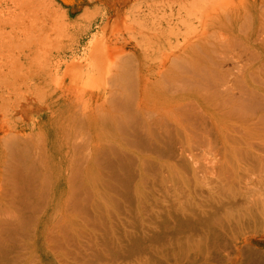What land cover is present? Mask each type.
I'll use <instances>...</instances> for the list:
<instances>
[{"label": "rangeland", "instance_id": "374dc122", "mask_svg": "<svg viewBox=\"0 0 264 264\" xmlns=\"http://www.w3.org/2000/svg\"><path fill=\"white\" fill-rule=\"evenodd\" d=\"M16 1L0 0V16L6 19L4 22L5 19L0 18L1 21L3 20L0 22V35L5 37L0 38V42L3 40L0 44V60L5 56L0 65V81L2 82V84L0 83V97H2L0 98L2 106H0V112L3 111L0 113V116L2 115L0 122H3L0 123V137L3 140H0V182L3 181L2 184L0 183V216L3 217H0V221L6 215L4 221L19 224V228L23 227L24 233L30 231L29 236L32 233V240L28 239L29 236L26 237L27 239L24 237L22 243V237H19V234L18 238L17 234L15 237H11L14 235H8V233L7 237L10 241L7 245L10 244V246L3 248L0 246V264H43V261L49 264H225V253L229 247L224 243L227 241L230 243L227 233L230 228L237 229L239 226H241V230H246L244 233L248 232L247 234L259 238L261 243L257 242L255 246L264 249V0H254L255 20L247 8L248 4H251V0H209L210 2L203 0L205 4L202 3V0H194L195 3L193 0V2L190 0H165L164 4L160 2L159 6L154 7L147 6L144 0H122L123 4H121V0V2L119 0H48V2L53 1V4L42 0L47 3L44 2L47 10L43 3L39 4L42 6L37 5L42 2L41 0L39 2L27 0L24 2L25 4H22L23 0L21 3ZM10 2H14L17 8ZM118 2H120L118 4L120 8L117 5ZM223 2L227 5H224ZM32 3L43 8L42 11L51 9L50 13L46 11L44 13L37 11V13L35 9L39 10V8L34 9L35 6ZM114 3L115 6L117 5L116 8ZM18 4L22 5L21 8ZM26 4L28 10L31 8V10H35H33L34 12L29 11L30 17L28 14L26 15L28 12ZM5 5L15 8V12L17 10L18 12L15 14L10 7L9 11ZM47 5H51L52 8L56 6L54 8L56 10L51 13L53 9ZM6 8L8 13H6ZM125 8L129 11H125ZM57 9L63 11L59 12ZM71 9L73 10L72 14L69 13ZM221 9L225 12L222 13ZM238 9H240L241 15L237 25L235 22L237 29L232 31L231 27L215 24L219 17ZM210 10L211 13L208 14ZM9 12H14L13 16L15 14L14 17L19 19L14 18L15 20L12 19L11 23L8 17H11L12 14ZM31 12L37 13L36 17H34L35 15L31 17ZM23 13L30 19L32 18V21L24 17ZM102 13L107 16L104 15V17ZM170 13H173L171 17ZM53 14L59 16L57 20L62 23L57 22L60 24L59 26L55 25L56 22L53 23L57 27H54L53 24H51L53 27L50 26L52 20L57 21L56 17L53 18ZM21 15L24 18L22 20L20 19ZM187 15L188 17H186ZM202 15L203 18H201ZM116 16L122 17L123 20L119 17L117 19ZM24 20L26 23L27 21L32 23H27V25H31L28 26L27 31L31 33L33 30L34 37L27 33L30 38L32 37L31 39L24 37L27 34L23 33L24 36L21 34L22 30L27 32L24 29L27 27ZM183 21H186L184 24L186 30H188L187 25L189 24L191 33L186 32L185 26L182 24ZM22 23L26 27L23 28ZM39 23L45 26L41 27ZM66 23L68 24L66 25ZM174 23L177 25L175 26ZM1 24H5V27ZM172 24L174 27H171ZM141 25H143L142 28ZM66 26H68L67 29ZM159 27H161V33L157 35L158 31L156 33L153 31L158 30ZM143 28L146 29L142 31ZM39 29L42 31L40 32ZM5 30H7L6 32L10 30V33H6ZM66 30L68 31L65 32ZM63 32L65 33L62 34ZM54 34L57 36H53ZM143 34L146 36L144 37ZM153 34L157 36L156 39ZM177 34L178 38H176ZM7 35L9 37L13 35V37L9 39L6 37ZM42 35L52 39L44 41ZM15 37L20 39L24 37L26 40L22 42ZM166 37H169L170 44H174L173 46L177 48L170 44L167 45L169 41L165 40ZM3 38H7L8 42L5 41L6 46L2 47ZM189 38L190 41L193 39L189 42L190 44H188ZM78 39L79 41H77ZM161 39L165 42L161 43ZM10 40L14 42L12 43ZM92 40L95 43L98 41V45ZM181 40L184 41L183 44L186 43V46L179 44V42L182 43ZM8 43L13 44L10 45L13 48H6ZM159 43L163 44L159 46L161 49L158 47ZM35 44H38V48ZM55 44L62 46L58 47ZM94 46L98 49H93ZM88 48L93 52H90ZM3 51L4 54L6 53L5 55ZM14 51L17 55L19 54L18 57L14 56ZM99 56L100 60H98ZM15 57L21 61L20 65H23V68L22 66L19 68V62ZM89 59H92L93 62ZM11 60L14 62L11 63L12 66L9 64ZM83 63L85 64L83 65ZM141 63L142 65H140ZM97 64H100L98 65L99 69H97ZM8 65L11 66L10 69ZM8 70H11L10 73ZM70 72H72L71 75H69ZM58 77L59 79H57ZM67 79L71 80L67 81ZM58 80L60 81L57 82ZM141 92H145L146 102L138 111L135 101L139 100L140 95L144 96ZM156 96L161 100L159 107L163 105L165 108L162 107V110L166 109V112L164 110L161 114L164 115L161 119L165 128L160 127L164 128L163 135L162 130L161 134L155 130L156 128L160 130V128L156 127L153 122L156 117L160 116V113L158 114L153 107L152 100ZM170 97H176L177 101L169 104L167 98ZM21 99L26 100L24 102ZM167 106L172 110H167ZM43 108L46 111L42 110ZM5 110L6 113H4ZM90 110L92 111L90 112ZM169 110L170 114L174 113L172 114L175 116L174 119L170 114H167ZM163 113L167 114L166 117ZM176 120L179 126H177ZM143 122L149 125L146 128L147 131L145 126L142 127ZM8 126L11 129L9 133H13L11 135L8 134ZM171 127L172 129H170ZM88 128L90 129L88 130ZM148 131L150 132L148 133ZM156 132L158 133L156 134ZM14 134L15 136H13ZM158 135H161L160 137L163 139ZM155 136L162 141L160 143L158 140L160 148H157L159 146L155 145L152 140L155 139ZM8 140L11 142L7 143ZM14 140L15 142H13ZM18 145L20 148L17 149ZM26 146L28 148H25ZM16 149L17 151H15ZM12 152L16 158L18 156L22 159L19 158L24 166L23 168L19 166L21 169H25V165H28L32 174L41 175L40 179H42L38 180L35 188L30 189L31 192H37L42 198V194H46V191L47 194L49 193L48 196L45 195V198L48 197L47 199H41L42 202L39 196L41 202L38 201L40 203H35L36 206L33 205L37 213H32V215L34 214L33 217L35 216L37 220L40 217V210L46 211V230L42 234L40 242L34 240L33 231L37 223L35 218L32 220L31 217L32 221H27L25 225L24 221L21 222L22 224L17 222V220L19 221L17 216L21 209V203L16 204V200L13 199V191H10L12 189L10 187H13V183L10 182L12 174L7 171V166L4 167L8 165L7 159H10ZM104 153H108L107 156ZM40 154L44 158L40 157ZM99 154L103 156L100 157ZM113 155L115 157L112 158ZM94 156H96L95 159ZM97 156L99 160H96ZM142 157L145 158L144 162L140 161L143 159ZM15 163L18 161L16 160ZM30 166L37 169L34 171V168L32 169ZM89 175L90 177H88ZM29 177L31 178V176ZM47 183L50 189L45 190L46 185L49 188ZM59 191L62 195L61 202L57 205L58 200L54 194L56 192L58 194ZM65 199L66 201L69 199L68 202L65 201L66 204L64 203ZM41 203L43 205H40ZM67 203H70L68 205L70 208L65 206ZM16 205H19V208ZM13 208H16L17 211ZM12 215L16 216L17 220ZM22 219L21 216L20 220L22 221ZM31 224L35 225L32 227ZM29 226L30 228H28ZM221 226L227 230H220L223 229ZM23 229H21L22 232ZM25 230L27 231L25 232ZM213 232H216L215 236ZM48 234L50 237L47 236ZM199 234L209 235L207 241L202 239L203 244H206L209 250L208 254L212 255L208 256V259L204 256V248L201 252L193 247L185 248V243L190 244L191 241L198 240ZM4 235L6 236L4 233L2 237L6 238ZM33 247L38 250L35 251ZM242 258V261L245 262L246 258Z\"/></svg>", "mask_w": 264, "mask_h": 264}, {"label": "bare ground", "instance_id": "6f19581e", "mask_svg": "<svg viewBox=\"0 0 264 264\" xmlns=\"http://www.w3.org/2000/svg\"><path fill=\"white\" fill-rule=\"evenodd\" d=\"M2 1H4V0H2ZM5 1H6V0H5ZM8 1H12V0H8ZM17 1H19V2H17ZM17 1H16L17 3H21L22 0H17ZM26 1H27V0H23L22 4H25L24 2H26ZM37 1L39 2L40 0H37ZM41 1H42V0H41ZM119 1H120V0H119ZM121 1H122V0H121ZM121 1H120V2H121ZM123 1H124V0H123ZM123 1H122L121 4L124 3ZM133 1H134V0H133ZM163 1H165V0H144V3H145L147 6H153V7H154V6H159V3H160V2H161L162 4H164ZM170 1H171V0H170ZM174 1H175V0H174ZM190 1H192V0H190ZM193 1H194V0H193ZM193 1H192V2H193ZM202 1H203V0H202ZM204 1H205V0H204ZM204 1L202 2L203 4H205ZM208 1H209V0H208ZM224 1H227V0H224ZM252 1H253V2H252ZM32 2H33V1H32ZM44 2H45V1L39 2V3H37V5H39L40 3H43V4H44ZM49 2H51V1H49ZM49 2H48V0H47V3H49ZM116 2H117V1H116ZM120 2H118L117 5L120 4ZM126 2H127V1H126ZM126 2H125V3H126ZM209 2H210V1H209ZM209 2H208V3H209ZM211 2H212V1H211ZM214 2H215V1H214ZM214 2H213V3H214ZM217 2H218V1H217ZM228 2H229V1H228ZM3 3H4V2H3ZM5 3H7V2H5ZM17 3H16V5H17ZM45 3H46V2H45ZM47 3H46V4H47ZM51 3L53 4L54 2L52 1ZM106 3H107V2H106ZM112 3H113V1H112ZM131 3H132V2H131ZM165 3H166V2H165ZM172 3H173V2H172ZM194 3H195V1H194ZM198 3H199V2H198ZM206 3H207V2H206ZM208 3H207V4H208ZM213 3H212V4H213ZM223 3H224V2H223ZM226 3H227V2H226ZM233 3H234V1H233ZM237 3H238V2H237ZM10 4H13V5H14L15 3H14V2H13V3L10 2ZM27 4H28V2H27ZM27 4H26V8H27ZM32 4H33V6H35V5H34L35 3H32ZM58 4H59V3H58ZM110 4H111V3H110ZM200 4H201V1H200ZM200 4H199V5H200ZM209 4L211 5V3H209ZM218 4H219V3H218ZM218 4H217V5H218ZM220 4H221V2H220ZM238 4H239V3H238ZM3 5H4V4H3ZM18 5H20L19 7L21 8L22 5H21V4H18ZM30 5H31V2H30ZM37 5L34 7V9H35V8H39V10L35 9L36 12H37V11H41L42 13H44V11L47 10L45 4H44V6H45V9H46V10H44V11H42L43 8L39 7V6H42V4L39 5L38 7H37ZM106 5H107V4H106ZM117 5H116V6H117ZM139 5H140V4H139ZM221 5H222V4H221ZM224 5H227V4L224 3ZM232 5H234V4H232ZM1 6H2V4H1ZM5 6H6L8 9H9V7H10V9H12L14 12H15V10H16L15 8H17V7H15V5H14V7H15L14 9H15V10H14L13 8H11V6H7V5H5ZM5 6H4V7H5ZM33 6H31V7H33ZM44 6H43V7H44ZM47 6H48V5H47ZM49 6L51 7V5H49ZM49 6H48V7H49ZM108 6H109V5H108ZM116 6H115V3H114V7H115V8H116ZM128 6H129V5H128ZM164 6H165V5H164ZM178 6H179V5H178ZM196 6H198V5H196ZM211 6H213V5H211ZM4 7H3V8H4ZM28 7H29V6H28ZM50 7H49V8H50ZM53 7H54V6H53ZM55 7H56V6H55ZM55 7H54V8H55ZM99 7H100V6H99ZM118 7L120 8L119 5H118ZM170 7H171V6H170ZM199 7H200V6H199ZM203 7H204V6H203ZM216 7H217V6H216ZM216 7H215V8H216ZM223 7H225V6H223ZM7 8H6V13H8V12H7ZM20 8H19V9H20ZM49 8H48V9H49ZM51 8H52V7H51ZM54 8H52L53 10H52L51 13H53V11L56 10V9H54ZM57 8H60V7H57ZM83 8H84V7H83ZM111 8H112V7H111ZM150 8H151V7H150ZM156 8H157V7H156ZM219 8H220V7H219ZM247 8H249L250 14H251L253 20H255V19H254V18H255V17H254V12H255V1H254V0H251V4L249 3L248 6H247ZM10 9H9V11H10ZM29 9H30V7H29ZM31 9H32V8H31ZM31 9H30V10H31ZM34 9H33V10H34ZM94 9H95V8H94ZM117 9H118V8H117ZM122 9H123V8H122ZM125 9H126V8H125ZM164 9H165V8H164ZM198 9H199V8H198ZM205 9H206V8H205ZM213 9H214V7H213ZM216 9H217V8H216ZM222 9H223V8H222ZM222 9H221V12L224 13L225 10L222 11ZM224 9H225V8H224ZM1 10H2V9H1ZM21 10H22V12H23V8H22ZM26 10L28 11V12L26 13V15H27V14L29 13L30 10H28V8H27ZM33 10H31V11L34 12L35 10H34V11H33ZM50 10H51V9H50ZM50 10H49V11H50ZM57 10H59V9H57ZM60 10H62V9H60ZM60 10H59V12H60ZM98 10H99V8H98ZM104 10H105V8H104ZM110 10H111V9H110ZM120 10H121V9H120ZM127 10H128V9H126L125 11H127ZM134 10H135V9H133V11H134ZM141 10H142V9H141ZM144 10H145V9H144ZM149 10H150V9H149ZM155 10H156V9H155ZM157 10H159V9H157ZM188 10H189V9H188ZM194 10H195V9H194ZM200 10H201V9H200ZM211 10H212V9H211ZM211 10H210V12H209L208 14L211 13ZM214 10H215V9H214ZM19 11H20V10H19ZM49 11H46V12H49ZM62 11H63V10H62ZM121 11H122V10H121ZM123 11H124V9H123ZM128 11H129V10H128ZM139 11H140V10H139ZM150 11H152V10H150ZM171 11H172V10H171ZM171 11H170V12H171ZM198 11H199V10H198ZM202 11H203V10H202ZM206 11H207V10H206ZM206 11H205V12H206ZM216 11H218V10H216ZM14 12H13V13H14ZM17 12H18V10H17ZM17 12H15V14H16ZM32 12H31V15H32L31 17H33L35 14L37 15V13H38V12H37V13H32ZM46 12H45V13H46ZM55 12H56V11H55ZM112 12H113V9H112ZM134 12H135V11H134ZM134 12H133V13H134ZM144 12H145V11H144ZM158 12H159V11H158ZM9 13L12 14L11 17H10V16L8 17V18H10L11 23H12V19L15 20L14 18H16V17H14V16H16V15L14 14V16H13V13H11V12H9ZM19 13H20V12H19ZM19 13H18V15H19ZM42 13H41V14H42ZM49 13H50V12H49ZM69 13L72 14V13H73V10L71 9V10L69 11ZM84 13H85V12H84ZM114 13H115V11H114ZM142 13H143V12H142ZM145 13H146V12H145ZM156 13H157V11H156ZM222 13H221V14H222ZM3 14H4V16H5V11L3 12ZM10 14H8V15H10ZM23 14H24V13H23ZM54 14H55V13H54ZM54 14H53V18L56 17V20H57V19L59 18V16H56V15L54 16ZM61 14H62V13H61ZM102 14H103V16L106 15V14H104V13H102ZM102 14H101V15H102ZM116 14H118V13L116 12ZM135 14H136V13H135ZM172 14H173V13H170V17L172 16ZM179 14H180V13H179ZM179 14H178V17H179ZM194 14H195V13H194ZM215 14H216V13H215ZM0 15H1V14H0ZM26 15L24 14V17H26V18L29 20V19H30V18H29V17H30V14H28L29 17L26 16ZM36 15H35L34 17H36ZM44 15H46V14H44ZM44 15H43V17L46 18V16H44ZM50 15H51V14H50ZM50 15H49V16H50ZM121 15H122V14H121ZM150 15H152V14H150ZM161 15H162V17H164L163 14H161ZM240 15H241V11H240V9H238L237 11L235 10V12L233 11V12H231V13L228 14V15H224V16H221V17H219L218 19H216V21H215L216 23H215V24H220V25L223 24V25L226 26V27H231L230 30L233 31L234 29H237V28L235 27V22H236V25H237V23H238L237 21H238ZM6 16H7V14H6ZM63 16H64V15H63ZM65 16H67V15H65ZM81 16H82V15H81ZM83 16H84V14H83ZM106 16H107V15H106ZM124 16H125V15H124ZM165 16H166V15H165ZM209 16H211V15H209ZM19 17H20V16H19ZM37 17H38V16H37ZM50 17H51V16H50ZM50 17H49V18H50ZM60 17H61V16H60ZM104 17H105V16H104ZM116 17H117V19H118V17H119V19H122V17L120 18V16H116ZM143 17H144V16H143ZM155 17H156V16H155ZM186 17H188V15H187ZM0 18H1V16H0ZM22 18H23V17H22V15H21V18H20V19L22 20ZM45 18H44V19H45ZM89 18H90V17H89ZM107 18H108V17H107ZM136 18H137V17H136ZM160 18H161V17H160ZM160 18H159V19H160ZM182 18H183V17H182ZM182 18H181V19H182ZM201 18H203V15L201 16ZM1 19H5V18H3V16H2ZM16 19H19V18H16ZM23 19H24V18H23ZM27 19H26V20H27ZM31 19H32V18H31ZM31 19H30V20H31ZM40 19H41V17H40ZM60 19H61V18H60ZM85 19H86V18H85ZM115 19H116V18H115ZM138 19H139V18H138ZM142 19H143V18H142ZM155 19H156V18H155ZM155 19H153V20H155ZM157 19H158V18H157ZM204 19H205V18H204ZM206 19H208V18H206ZM10 20H7V21H10ZM35 20H36V19H35ZM50 20H52V19L50 18ZM62 20H63V19H62ZM75 20H76V19H75ZM111 20H112V19H111ZM122 20H123V19H122ZM164 20H165V18H164ZM188 20H189V19H188ZM197 20H198V19H197ZM24 21H25V20H24ZM31 21H32V20H31ZM31 21H29V22L27 21V23H31ZM60 21H61V20H60ZM77 21H78V20H77ZM103 21H105V20H103ZM172 21H173V20H172ZM175 21H176V20H175ZM175 21H174V22H175ZM178 21H179V20H178ZM180 21H181V20H180ZM186 21H187V20H186ZM186 21H185V22L183 21L184 23H182V22H181V23L184 25V24H186ZM199 21H201V20H199ZM202 21H203V20H202ZM0 22H3V20H2V21L0 20ZM4 22H6V19H5ZM13 22H14V21H13ZM18 22H19V21H18ZM18 22H16V23H18ZM36 22H37V21H36ZM36 22H34V23H36ZM42 22H44V21H42ZM42 22H41V23H42ZM55 22H56V23H55ZM57 22L60 23L58 20H57V21H53V20H52V23L50 22V26H52L51 24H53V23H55V25L58 24ZM72 22H73V21H72ZM74 22H75V21H74ZM74 22H73V23H74ZM141 22H142V21H141ZM149 22H150V21H149ZM159 22H160V21H159ZM165 22H166V21H165ZM168 22L170 23V21H168ZM14 23H15V22H14ZM14 23H13V24H14ZM20 23H21V21H20ZM20 23H18V24H20ZM25 23H26V21H25ZM27 23H26V25H27ZM41 23H39V24H40L39 26H41V27L45 26V25L42 26ZM79 23H80V22H79ZM142 23H143V22H142ZM161 23H162V22H161ZM175 23H176V22H175ZM175 23H174V24H175ZM179 23H180V22H179ZM190 23H191V22H190ZM204 23H205V21H204ZM204 23H202V24H204ZM240 23H242V22H240ZM251 23H252V22H251ZM13 24H11V25H13ZM22 24H23V23H22ZM31 24H32V23H31ZM37 24H38V23H37ZM43 24H44V23H43ZM45 24H46V23H45ZM60 24H62V23H60ZM60 24H58V26H59ZM67 24H68V23H66V25H67ZM87 24H88V23H87ZM125 24H126V23H125ZM139 24H141V23H139ZM151 24H152V23H151ZM151 24H150V25H151ZM202 24H201V25H202ZM228 24H229V25H228ZM1 25H2V24H1ZM6 25H8V24H6ZM15 25H16V24H15ZM33 25L35 26V24H33ZM48 25H49V24H48ZM70 25H72V24H70ZM103 25H104V24H103ZM144 25H145V23H144ZM159 25H161V24H159ZM167 25H168V24H167ZM172 25H173V24H172ZM176 25H177V24H175V26H176ZM241 25L243 26V24H241ZM2 26L5 27V24L2 25ZM9 26H10V25H9ZM16 26H17V25H16ZM20 26H22V25H20ZM28 26H31V25L29 24V25H27V27H26V26L23 24L22 27H23V28L26 27V28H24V29H26V31H27V30L29 29ZM50 26H49V27H50ZM53 26H54V24H53ZM53 26H52V27H53ZM62 26H63V25H62ZM84 26H85V25H84ZM101 26H102V25H101ZM107 26H108V25H107ZM125 26H126V25H125ZM142 26H143V25H141L140 27L142 28ZM153 26H154V25H153ZM184 26H185V25H184ZM187 26H188V28H187L188 30H186V26H185L184 28H185L186 32H187V31L190 32V30H189V24H188ZM194 26H195V25H194ZM250 26H251V25H250ZM250 26H249V27H250ZM4 27H2V29H4ZM10 27H11V26H10ZM14 27H15V26H14ZM14 27H13V28H14ZM35 27H37V26H35ZM35 27H34V28H35ZM49 27H48V29H49ZM54 27H57V26H54ZM103 27H104V26H103ZM123 27H124V26H123ZM171 27H174V25L171 26ZM200 27H201V26H200ZM245 27H246V26H245ZM249 27H248V28H249ZM0 28H1V27H0ZM23 28H22V29H23ZM31 28H32V27H31ZM44 28H45V27H44ZM65 28L67 29L68 26H66ZM77 28H78V27H77ZM83 28H84V27H83ZM106 28H107V27H106ZM147 28H148V27H147ZM149 28H150V27H149ZM160 28H161V27H159L158 30L153 31V32L156 33V32L158 31L157 35H160V33H161ZM167 28H168V27H167ZM184 28H183V29H184ZM217 28H219L218 25H217ZM8 29H10V28H8ZM16 29H17V28H16ZM16 29H15V31H16ZM22 29H21V30H22ZM60 29H61V28H60ZM60 29H59V31H60ZM138 29H139V28H138ZM138 29H137V31H138ZM144 29H146V28H143L142 31H143ZM171 29L174 30L173 28H171ZM179 29H180V28H179ZM198 29H199V28H198ZM10 30H12V29H10ZM10 30H9V31H10ZM49 30H51V29H49ZM53 30H54V28H53ZM56 30H57V29H56ZM104 30H105V29H104ZM127 30H128V29H127ZM140 30H141V29H140ZM165 30H166V29H165ZM165 30H163V31H165ZM177 30H178V29H177ZM193 30H194V29H193ZM3 31H4V30H3ZM6 31H7V30H5V32H6ZM9 31L6 32V33L9 34V33H10ZM19 31H20V30H19ZM32 31H33V30H31V33H30V31H27V32L25 33V30H24V31L22 30V33H21V31H20L19 33H21L23 36H24V34H27V33H30V34L32 35ZM39 31H40V29H39ZM41 31H42V30H41ZM41 31H40V32H41ZM43 31H44V30H43ZM51 31H52V30H51ZM63 31H64V30H63ZM67 31H68V30H66L65 32H67ZM96 31H97V30H96ZM102 31H103V30H102ZM124 31H125V30H124ZM147 31H148V30H147ZM151 31H152V30H151ZM151 31H150V32H151ZM168 31H169V30H168ZM194 31H195V30H194ZM203 31H204V30H203ZM203 31H202V34L205 32V31H204V32H203ZM220 31H221V30H220ZM13 32H14V30H13ZM34 32H35V31H34ZM46 32H47V31H46ZM48 32H49V31H48ZM55 32H56V31H55ZM61 32H62V29H61ZM65 32H63L62 34H64ZM176 32L178 33V31H176ZM186 32H185V33H186ZM191 32H192V31H191ZM191 32H190V33H191ZM195 32H196V31H195ZM200 32H201V31H200ZM200 32H199V34H200ZM1 33H2V31H1ZM3 33H4V32H3ZM15 33H17V32H15ZM15 33H14V34H15ZM23 33H24V34H23ZM37 33H38V32H37ZM37 33H36V34H37ZM93 33H94V32H93ZM143 33H144V32H143ZM146 33H148V32H146ZM181 33H182V31H181ZM221 33H222V32H221ZM4 34H5V33H4ZM12 34H13V33H12ZM33 34H34V33H33ZM41 34H42V33H41ZM41 34H40V35H41ZM46 34H47V33H46ZM56 34H61V33H56ZM56 34H54L53 36H57ZM151 34H152V32H151ZM171 34H172V33H171ZM182 34H183V33H182ZM188 34H189V33H188ZM188 34H187V36H188ZM193 34H194V33H193ZM211 34H212V33H211ZM5 35H6V34H5ZM17 35H18V34H17ZM17 35H16V36H17ZM90 35H91V34H90ZM95 35H96V34H95ZM162 35H163V34H162ZM173 35H174V33H173ZM185 35H186V34H185ZM185 35H184V36H185ZM220 35H223V34H220ZM0 36H1V35H0ZM19 36H20V34H19ZM42 36H43L44 39H45L44 41H46L47 39H52V38H49V37L46 38V37H45L46 35H42ZM47 36H50V35H47ZM143 36H144V34H143ZM145 36H146V35H145ZM145 36H144V37H145ZM165 36H166V35H165ZM167 36H170V35H167ZM177 36L179 37L178 34L176 35V38H178ZM198 36H199V35H198ZM2 37H4V36L2 35L0 38H2ZM6 37H8V38L10 39V38L13 37V35H12V37H9V35H7ZM24 37H26V38L29 37V38H30V35L27 34V36H24ZM24 37H23V39H20L19 37H15V38H16V39L19 38L20 40H19V39H18V40H19V41L22 40V42H23V40H26V38L24 39ZM32 37H34V35H32ZM32 37H31V38H32ZM43 37H42V38H43ZM58 37L61 38L59 35H58ZM58 37H57V38H58ZM91 37H92V35H91ZM97 37H98V36H97ZM153 37H155V39H156L157 36L153 34ZM160 37H162V36H160ZM173 37H175V36H173ZM190 37H192V38L194 39V37H193L192 35H190ZM222 37H223V36H222ZM259 37H260V36H259ZM4 38H5V37H4ZM4 38H3V39H4ZM31 38H30V39H31ZM63 38H64V37H63ZM75 38H76V36H75ZM104 38H105V37H104ZM133 38L135 39V37H133ZM147 38H148V37H147ZM162 38H163V37H162ZM183 38H186V37H183ZM183 38H182V39H183ZM187 38H188V37H187ZM192 38H191V39H192ZM226 38H227V37H226ZM226 38H225V39H226ZM16 39H15V40H16ZM33 39H35V38H33ZM90 39H91V38H90ZM145 39H146V38H145ZM163 39H164V38H163ZM163 39H161V40H162L161 43L165 42V41H163ZM168 39H169V37H166L165 40H168ZM193 39H192V40H193ZM195 39H197V38H195ZM219 39H220V37H219ZM237 39H238V38H237ZM6 40H7V38L4 39V43H3L4 45L2 44V45H1L2 47H3V46H6V45H5V41H6ZM18 40H17V43H18ZM38 40H40V39H38ZM38 40H37V41H38ZM60 40H62V39H60ZM93 40H94V39H93ZM93 40H92V41H93ZM159 40H160V39H159ZM176 40H177V39H176ZM176 40H175V41H176ZM183 40H184V39H183ZM188 40H189V41H188V44H190L189 42H191L192 40L190 41V38H189ZM205 40H206V39H205ZM235 40H236V39H235ZM0 41H1V39H0ZM10 41H12V40H10ZM29 41H31V40H29ZM33 41H34V40H32L31 42H33ZM62 41H63V40H62ZM77 41H79V39H78ZM90 41H91V40H90ZM99 41H100V40H99ZM134 41H135V40H134ZM142 41H143V40H142ZM148 41H149V39H148ZM155 41H158V40H155ZM168 41H169V42L167 43V45L170 44V40H168ZM175 41H173V42H175ZM181 41H182V40H181ZM220 41H221V43H222V40H220ZM2 42H3V40H2ZM2 42H0V44H1ZM7 42H8V41H6V43H7ZM13 42H14V41H12V43H13ZM93 42L95 43V41H93ZM97 42H98V41H97ZM97 42H96L95 44H97ZM166 42H167V41H166ZM171 42H172V41H171ZM177 42H178V40H177ZM183 42H184V41H182V43L179 42V44L182 45ZM186 42H187V41H186ZM206 42H207V41H206ZM15 43H16V42H15ZM17 43H16V45H17ZM25 43H26V42H25ZM36 43H37V42H36ZM38 43H39V42H38ZM43 43H44V42H43ZM45 43H46V42H45ZM61 43H62V42H61ZM63 43H64V42H63ZM91 43H92V42H91ZM91 43H90V44H91ZM94 43H93V44H94ZM143 43H144V42H143ZM153 43H154V42H153ZM153 43H152V44H153ZM156 43H157V42H156ZM161 43H159V45L157 44L158 47L160 46ZM231 43H232V42H231ZM22 44H23V43H22ZM88 44H89V43H88ZM139 44H140V43H139ZM139 44H138V45H139ZM184 44H185V46H186V43H184ZM184 44H183V45H184ZM192 44H193V43H192ZM195 44H196V42H195ZM224 44H225V43H224ZM10 45H13V44H9V43H8V46H7L6 48L9 49V48L11 47ZM35 45H36V44H35ZM37 45H38V44H37ZM37 45H36V46H37ZM41 45H42V44H41ZM49 45L52 46V44H49ZM55 45L58 46V47H61V46H62V45H57V44H55ZM71 45H72V43H71ZM97 45H98V44H97ZM136 45H137V44H136ZM150 45H151V44H150ZM161 45H163V44H161ZM164 45H165V44H164ZM173 45H174V44H173ZM173 45H172V43L170 44V46H173ZM176 45H178V44L176 43ZM210 45H212V44H210ZM219 45H220V44H219ZM225 45H226V44H225ZM238 45H239V44H238ZM30 46H31V44H30ZM42 46H43V45H42ZM92 46H93V45H92ZM100 46H101V45H100ZM139 46H140V45H139ZM146 46H147V45H146ZM179 46H180V45H179ZM185 46H183V47H185ZM188 46H189V45H188ZM194 46H195V45H194ZM227 46H228V45H227ZM22 47H23V46H22ZM26 47H27V46H26ZM39 47H40V45H39ZM43 47H45V45H44ZM46 47H48V46H46ZM49 47H50V46H49ZM71 47H72V46H71ZM158 47H157V48H158ZM162 47L164 48V46H162ZM168 47H169V46H168ZM173 47H176V46H173ZM183 47H181V48H183ZM198 47H199V46H198ZM221 47H222V46H221ZM230 47H232V46H230ZM11 48H13V47H11ZM17 48H18V47H17ZM17 48H16V49H17ZM27 48H29V47H27ZM37 48H38V46H37ZM37 48H36V49H37ZM64 48H65V46H64ZM74 48H75V47H74ZM85 48H86V47H85ZM142 48H144V47H142ZM159 48L161 49V47H159ZM176 48H177V47H176ZM179 48H180V47H179ZM196 48H197V46H196ZM0 49H1V48H0ZM40 49H41V47H40ZM69 49H70V48H69ZM78 49H79V48H78ZM93 49H98V48H95V46H94ZM99 49H100V48H99ZM169 49H172V48H169ZM173 49H174V48H173ZM212 49H213V48H212ZM212 49H211V50H212ZM242 49H243V48H242ZM11 50H12V49H11ZM47 50H48V49H47ZM70 50H71V49H70ZM84 50H85V49H84ZM88 50H89V48H88ZM100 50H101V49H100ZM117 50H118V49H117ZM127 50H128V49H127ZM158 50H159V49H158ZM175 50H176V49H175ZM226 50H227V49H226ZM0 51H1V50H0ZM5 51H6V50H5ZM9 51H10V50H9ZM20 51H21V50H20ZM29 51H30V50H29ZM29 51H28V52H29ZM34 51H35V50H34ZM85 51H86V50H85ZM89 51H90V52H93L92 49L89 50ZM94 51H95V50H94ZM144 51H145V50H144ZM178 51H181V50L178 49ZM199 51H200V50H199ZM230 51H231V50H230ZM101 52H102V51H101ZM18 53H19V51H18ZM21 53H22V51H21ZM36 53H37V52H36ZM36 53H35V54H36ZM41 53H42V52H41ZM97 53H98V52H97ZM123 53H124V52H123ZM170 53L172 54V51H171ZM229 53H230V52H229ZM236 53H237V52H236ZM1 54H2V52H1ZM3 54H4V51H3ZM5 54H6V53H5ZM5 54H4V55H5ZM15 54H16V53H15V51H14V56H17V57L19 56V54H18V55H17V54L15 55ZM84 54H85V53H84ZM88 54H89V52H88ZM148 54H149V53H148ZM168 54H169V53H168ZM171 54H170V55H171ZM173 54H175V53L173 52ZM203 54H204V53H203ZM7 55H8V54H7ZM43 55H44V54H43ZM96 55H97V54H96ZM129 55H130V54H129ZM238 55H239V54H238ZM1 56H3V55H1ZM23 56H24V55H23ZM39 56H40V55H39ZM143 56H144V55H143ZM166 56H167V55H166ZM254 56H255V55H254ZM3 57L5 58V56H3ZM3 57H1L0 65H1V61H3V60H2ZM6 57H7V56H6ZM77 57H78V56H77ZM168 57H169V56H168ZM172 57H173V56H172ZM230 57H231V56H230ZM230 57H229V58H230ZM9 58H11V57L9 56ZM19 58H20V57H19ZM51 58H52V57H51ZM89 58H90V57H89ZM98 58H99L98 60H100V56H99ZM166 58H167V57H166ZM173 58H174V57H173ZM224 58H225V57H224ZM15 59L17 60L16 57H15ZM31 59H32V58H31ZM34 59H35V58H34ZM44 59H45V58H44ZM134 59H135V58H134ZM134 59H133V60H134ZM171 59H172V58H171ZM232 59H233V58H232ZM12 60H13V59H12ZM12 60H11V62H10L9 64L14 63V62H12ZM18 60H19V59H18ZM18 60H17V61H18ZM24 60H25V59H24ZM48 60H49V59H48ZM89 60L92 61V59H89ZM96 60H97V59H96ZM101 60H102V59H101ZM121 60H122V59H121ZM154 60H155V59H154ZM156 60H157V59H156ZM162 60H164V59H162ZM162 60H161V61L159 60V61L162 62ZM166 60H168V58H167ZM179 60H180V59H179ZM182 60H183V58H182ZM6 61H7V60H6ZM13 61H14V60H13ZM17 61H15V62H17ZM29 61H30V60H29ZM68 61H69V60H68ZM94 61H95V60H94ZM187 61H188V60H187ZM208 61H209V60H208ZM232 61H233V60H232ZM7 62H8V61H7ZM18 62H19V65H20V62H21V61H18ZM18 62H17V63H18ZM65 62H66V61H65ZM92 62H93V61H92ZM99 62H100V61H99ZM102 62H103V61H102ZM164 62H165V61H164ZM183 62H184V61H183ZM4 63H5V60H4ZM24 63H25V62H24ZM40 63H41V62H40ZM95 63H96V62H95ZM180 63H181V62H180ZM220 63H221V62H220ZM240 63H241V62H240ZM22 64H23V63H22ZM54 64H55V63H54ZM84 64H85V63H83V65H84ZM127 64H128V63H127ZM6 65H7V64H6ZM12 65H13V64H11V66H12ZM15 65H16V63H15ZM28 65H29V64H28ZM39 65H40V64H39ZM68 65H69V64H68ZM70 65H72V64H70ZM73 65H74V64H73ZM92 65H93V64H92ZM98 65H100V64H97V67H98ZM128 65H129V64H128ZM136 65H137V64H136ZM140 65H142V63H141ZM159 65H160V64H159ZM159 65H158V67H159ZM2 66H3V65H2ZM11 66L8 65L9 69H10ZM16 66H17V65H16ZM21 66H22V68H23V65H20L19 68H20ZM46 66H47V65H46ZM46 66H45V67H46ZM74 66H75V65H74ZM88 66H89V65H88ZM93 66H95V65H93ZM186 66H187V65H186ZM231 66H232V65H231ZM0 67H1V66H0ZM3 67H4V66H3ZM36 67H37V66H36ZM47 67H49V66H47ZM66 67H67V66H66ZM101 67H102V66H101ZM140 67H141V66H140ZM189 67H190V66H189ZM19 68H18V69H19ZM39 68H40V67H39ZM50 68H51V67H50ZM59 68H61V67H59ZM63 68L65 69V66H64ZM67 68H68V67H67ZM67 68H66V69H67ZM87 68H88V67H87ZM124 68H125V67H124ZM137 68H138V66H137ZM55 69H56V68H55ZM90 69H91V68H90ZM94 69H95V68H94ZM97 69H99V67H98ZM133 69H134V68H133ZM175 69H176V68H175ZM179 69H180V68H179ZM11 70H12V69H11ZM11 70H8L9 73H10ZM16 70H17V69H16ZM67 70H68V69H67ZM70 70H71V69H70ZM160 70H161V69H160ZM186 70H187V69H186ZM203 70H204V69H203ZM205 70H206V69H205ZM49 71H50V70H49ZM68 71H69V70H68ZM68 71H67V74H68ZM191 71H192V70H191ZM2 72H3V71H2ZM14 72H16V71L14 70ZM21 72H23V71H21ZM224 72H225V71H224ZM229 72H230V71H229ZM240 72H241V71H240ZM19 73H20V72H19ZM55 73H56V72H55ZM59 73H60V72H59ZM65 73H66V72H65ZM129 73H130V72H129ZM131 73H132V72H131ZM192 73H193V72H192ZM5 74H6V72H5ZM22 74H23V73H22ZM28 74H29V73H28ZM71 74H72V72L69 73V75H71ZM132 74H133V73H132ZM183 74H184V73H183ZM1 75H2V74H1ZM3 75H4V73H3ZM6 75H7V74H6ZM17 75H19V74H17ZM26 76H27V75H26ZM58 76H59V75H58ZM66 76H67V75H66ZM115 76H116V75H115ZM223 76H224V75H223ZM223 76H222V77H223ZM103 77H104V76H103ZM106 77H107V76H106ZM118 77H119V76H118ZM236 77H237V75H236ZM4 78H5V77H4ZM25 78H26V77H25ZM27 78H28V77H27ZM228 78H229V77H228ZM18 79H19V78H18ZM21 79H22V78H21ZM55 79H56V78H55ZM57 79H59V77H58ZM61 79H63V78H61ZM65 79H66V78H65ZM112 79H113V78H112ZM119 79H120V78H119ZM122 79H123V78H122ZM131 79H132V78H131ZM162 79H163V78H162ZM179 79H180V78H179ZM189 79H191V78H189ZM220 79H221V78H220ZM2 80H3V79H2ZM23 80H24V79H23ZM68 80H71V79H67V81H68ZM135 80H136V79H135ZM166 80H167V79H166ZM173 80H175V79H173ZM194 80H195V79H194ZM223 80H224V79H223ZM4 81H5V80H4ZM11 81H12V80H11ZM14 81H15V79H14ZM16 81H17V79H16ZM24 81H25V80H24ZM59 81H60V80H58L57 82H59ZM61 81H62V80H61ZM121 81H122V80H121ZM127 81H128V80H127ZM164 81H165V80H164ZM219 81H220V80H219ZM20 82H21V81H20ZM22 82H23V81H22ZM53 82H54V81H53ZM72 82H73V81H72ZM75 82H77V81L75 80ZM128 82H129V81H128ZM213 82H214V81H213ZM213 82H212V83H213ZM0 83L2 84L1 81H0ZM17 83H18V82H17ZM23 83H24V82H23ZM122 83H123V82H122ZM221 83H222V82H221ZM7 84H8V83H7ZM62 84H63V83H62ZM112 84H113V83H112ZM167 84H168V83H167ZM175 84H176V83H175ZM192 84H193V83H192ZM14 85H15V84H14ZM75 85H76V84H75ZM127 85H129V84H127ZM127 85H126V86H127ZM130 85H131V84H130ZM169 85H170V84H169ZM169 85H168V87H169ZM171 85L174 86L173 84H171ZM182 85L185 86V84H182ZM182 85H181V86H182ZM188 85H189V84H188ZM201 85H202V84H201ZM204 85H205V84H204ZM237 85H238V84H237ZM239 85H240V84H239ZM12 86H13V85H12ZM15 86H17V85H15ZM26 86H27V84H26ZM108 86H109V85H108ZM121 86H122V85H121ZM179 86H180V85H179ZM181 86H180V87H181ZM182 87H183V86H182ZM198 87H199V86H198ZM4 88H5V87H4ZM4 88H3V89H4ZM14 88H15V87H14ZM42 88H43V87H42ZM65 88H66V87H65ZM125 88H126V87H125ZM132 88H133V87H132ZM172 88H174V87H172ZM185 88H186V87H185ZM185 88H184V89H185ZM211 88H212V87H211ZM215 88H216V87H215ZM18 89H19V88H18ZM166 89H167V87H166ZM179 89H180V88H179ZM179 89H178V90H179ZM199 89H200V88H199ZM44 90H45V89H44ZM134 90H135V89H134ZM175 90H177V89H175ZM182 90H183V89H182ZM25 91H26V90H25ZM39 91H40V90H39ZM41 91H42V90H41ZM109 91H110V90H109ZM140 91H141V90H140ZM142 91H143V90H142ZM169 91H170V89H169ZM169 91H168V92H169ZM5 92H6V91H5ZM9 92H10V91H9ZM20 92H21V91H20ZM53 92H54V91H53ZM117 92H118V91H117ZM138 92H139V91H138ZM228 92H229V91H228ZM13 93L16 94L17 92H16V93L13 92ZM25 93H26V92H25ZM40 93H41V92H40ZM40 93H39V94H40ZM97 93H98V92H97ZM109 93H110V92H109ZM141 93H142V92H141ZM8 94H9V93H8ZM10 94H11V93H10ZM142 94H144V96H143V95H140L139 100H138L137 97H136V99H137L138 101H135V103L137 102V104H135V106L137 107L138 111L142 108V106H143L142 104H144V103L146 102L145 92H143ZM217 94H218V93H217ZM27 95H28V94H27ZM34 95H35V93H34ZM43 95H44V94H43ZM43 95H42V96H43ZM114 95H118V94H114ZM130 95H131V94H130ZM1 96H2V95H1ZM8 96H9V95H8ZM8 96H7V97H8ZM20 96H21V95H20ZM44 96H45V95H44ZM133 96H134V93H133ZM141 96H143V97H141ZM226 96H227V95H226ZM28 97H29V96H28ZM227 97H228V96H227ZM255 97H256V96H255ZM0 98H2V97H0ZM10 98H11V97H10ZM10 98H9V99H10ZM30 98H31V97H30ZM33 98H34V97H33ZM40 98L42 99V97H40ZM43 98H45V97H43ZM118 98H119V97H118ZM133 98H134V97H133ZM3 99H5V98L3 97ZM14 99H16V98L14 97ZM167 99H168L169 104H173V103H175V101H177V100H176V99H177L176 97H170V98H167ZM254 99H255V98H254ZM21 100L25 102L26 99H21ZM21 100H19V101H21ZM75 100H76V99H75ZM115 100H116V99H115ZM232 100H234V99H232ZM247 100H248V99H247ZM28 101H29V100H28ZM28 101H27V102H28ZM79 101H80V100H79ZM125 101H126V100H125ZM152 101H153V105H154L153 107L155 108L156 112H158V114L160 113V116L156 117V119H155L153 122H154V124H156V127H158V128H160V127H164V128H165L164 123L162 122V119H161V117H162V116L164 117V115H161V114H162V112H163L164 110H165V112H166V109H163V110H162V107H164L163 105H162V107H159V106L161 105V100L158 98V96H156L155 99L152 100ZM229 101H230V100H229ZM260 101H261V100H260ZM7 102H8V101H7ZM17 102H18V100H17ZM31 102H32V101H31ZM121 102H122V101H121ZM216 102H217V101H216ZM80 103H81V102H80ZM113 103H114V102H113ZM133 103H134V101H133ZM133 103H132V104L130 103V104L133 105ZM184 103H185V102H184ZM184 103H183V104H184ZM18 104H20V103L18 102ZM109 104H110V103H109ZM188 104H189V103H188ZM188 104H187V105H188ZM15 105H16V104H15ZM23 105H24V104H23ZM45 105H46V104H45ZM124 105H125V104H124ZM237 105H238V104H237ZM0 106H1V105H0ZM83 106H84V105H83ZM83 106H82V107H83ZM125 106H126V105H125ZM156 106H157V107H156ZM1 107H2V106H1ZM3 107H4V106H3ZM36 107H37V106H36ZM77 107H78V106H77ZM80 107H81V106H80ZM80 107H79V108H80ZM84 107H85V106H84ZM84 107H83V108H84ZM117 107H118V106H117ZM181 107H182V106H181ZM40 108H42V107H40ZM83 108H82V109H83ZM97 108H98V107H97ZM123 108H124V107H123ZM164 108H165V107H164ZM177 108H178V107H177ZM16 109H17V108H16ZM93 109H94V108H93ZM113 109H114V108H113ZM125 109H126V108H125ZM130 109H131V107H130ZM137 109H136V110H137ZM168 109H170L169 106H167V110H168ZM185 109H186V108H185ZM244 109H245V108H244ZM3 110H4V109H3ZM38 110H39V108H38ZM42 110L46 111V109H44V108H43ZM79 110H80V109H79ZM127 110H128V109H127ZM170 110H172V108H171ZM170 110H169V113H167L168 115L170 114ZM39 111H41V110H39ZM91 111H92V110H90V112H91ZM96 111H97V110H96ZM122 111H123V110H122ZM143 111H144V110H143ZM2 112H3V111H2ZM2 112H0V113H2ZM42 112H43V111H42ZM81 112H82V111H81ZM145 112H146V111H145ZM145 112H144V113H145ZM4 113H6V110H5ZM4 113H3V114H4ZM10 113H11V112H10ZM44 113H45V112H44ZM78 113H80V112H78ZM84 113H85V112H84ZM126 113H127V112H126ZM131 113H132V112H131ZM154 113H155V112H154ZM74 114H75V113H74ZM81 114H82V113H81ZM140 114H141V113H140ZM163 114H165V113H163ZM167 114H165V117H166ZM172 114H174V113H172ZM172 114H170V115H171V116L173 117V119H174L175 116L172 115ZM179 114H180V113H179ZM133 115H134V114H133ZM136 115H137V114H136ZM138 115H139V114H138ZM1 116H2V115H1ZM1 116H0V120L2 119ZM17 116H18V115H17ZM73 116H74V115H73ZM89 116H90V115H89ZM116 116H117V115H116ZM18 117H20V116H18ZM79 117H80V116H79ZM138 117H139V116H138ZM8 118H9V117H8ZM73 118H74V117H73ZM73 118H72V119H73ZM126 118H127V117H126ZM129 118H130V117H129ZM167 118H168V116H167ZM169 118H170V117H169ZM183 118H184V117H183ZM4 119H5V117H4ZM72 119H71V122H72ZM79 119H80V118H79ZM131 119H132V118H131ZM133 119H135V118L133 117ZM173 119H172V120H173ZM5 120H6V119H5ZM5 120H4V121H5ZM9 120H10V119H9ZM1 121H2V120H1ZM76 121H78V120H76ZM125 121H126V120H125ZM129 121H130V120H129ZM140 121H141V120H140ZM173 121H174V120H173ZM6 122H7V120H6ZM135 122L137 123L138 121L136 120ZM151 122H152V121H151ZM175 122L177 123V126H179L177 120H176ZM0 123L2 124L3 122H0ZM121 123H122V122H120V124H121ZM132 123H133V121H132ZM132 123H130V124H132ZM136 123H135V124H136ZM143 123H144V122H143ZM1 124H0V125H1ZM8 124H9V123H8ZM76 124H77V123H76ZM124 124H125V123H124ZM149 124H150V123H149ZM121 125H122V124H121ZM132 125H133V124H132ZM165 125H167V124H165ZM4 126H5V125H4ZM9 126H10V125H9ZM9 126H8V127H9ZM141 126H142V125H141ZM141 126H140V127H141ZM144 126H145V129H146L147 127H149V125H148L147 123H146V124L144 123L142 127H144ZM168 126H169V125H168ZM174 126L176 127V124H175ZM220 126L222 127V125H220ZM0 127H1V126H0ZM123 127H124V126H123ZM156 127H155V128H156ZM127 128H128V127H127ZM164 128H163V129L160 128V130H158V129L156 128L155 130L159 131V133H160V131L162 130L163 133H162V132H161V133H162V135H163V134H164ZM166 128H167V130H168V127H166ZM2 129H3V127H2ZM7 129H8V128H7ZM89 129H90V128H88V130H89ZM133 129L135 130L134 127H133ZM143 129H144V128H143ZM145 129H144V130H145ZM153 129H154V127H153ZM153 129H152V130H153ZM170 129H172V127H171ZM220 129H221V128H220ZM220 129H219V130H220ZM222 129H223V128H222ZM9 130H11L10 127H9V129H8V134H10V133H9ZM126 130H127V129H126ZM219 130H218V131H219ZM1 131H2V130H1ZM19 131H20V130H19ZM66 131H67V130H66ZM77 131H78V130H77ZM96 131H97V130H96ZM146 131H147V129H146ZM168 131H169V130H168ZM10 132H12V131H10ZM131 132H132V131H131ZM133 132H134V131H133ZM149 132H150V131H148V133H149ZM19 133H20V132H19ZM80 133H81V132H80ZM98 133H99V132H98ZM127 133H128V132H127ZM148 133H147V134H148ZM157 133H158V132H156V134H157ZM161 133H160V134H161ZM165 133H166V130H165ZM167 133H168V132H167ZM169 133H170V131H169ZM11 134H13V133H11ZM11 134H10V135H11ZM15 134H16V133H15ZM15 134H14L13 136H15ZM24 134H25V133H24ZM39 134H41V133H39ZM89 134H90V133H89ZM133 134H134V133H133ZM1 135H2V134H1ZM17 135H19V134H17ZM86 135H87V134H86ZM96 135H97V134H96ZM128 135H129V134H128ZM154 135H155V134H154ZM7 136H9V135H7ZM13 136H12V137H13ZM25 136H26V135H25ZM90 136H91V135H90ZM90 136H89V137H90ZM129 136H130V135H129ZM158 136L160 137L161 135H158ZM3 137H4V136H3ZM20 137H21V136H20ZM122 137H123V136H122ZM125 137H126V136H125ZM130 137H131V136H130ZM150 137H151V134H150ZM152 137H153V136H152ZM159 137H156V136H155V139H152V138H151V139L153 140V142H154L155 145H158L159 142L162 143V141L159 140L161 137H160V138H159ZM162 137H163V136H162ZM15 138H16V137H15ZM11 139H12V138H11ZM16 139H17V138H16ZM18 139H19V137H18ZM27 139H28V138H27ZM128 139H130V138H128ZM161 139H163V138H161ZM0 140H2L1 137H0ZM24 140H25V139H24ZM131 140H132V139H131ZM135 140H136V138H135ZM158 140H159V142H158ZM2 141H3V140H2ZM5 141H6V139H5ZM29 141H30V140H29ZM91 141H92V140H91ZM10 142H11L10 140L7 141V143H10ZM13 142H15V140H14ZM16 142H17V140H16ZM25 142H26V141H25ZM28 143H30V142H28ZM140 143H141V142H140ZM11 144H12V143H11ZM97 144H98V143H97ZM104 144H105V143H104ZM133 144H134V143H133ZM152 144H153V143H152ZM152 144H151V145H152ZM13 145H16V144L13 143ZM27 145H28V144H27ZM95 145H96V144H95ZM108 145H109V144H108ZM20 146L23 147L22 145H20ZM105 146H106V145H105ZM158 146H159V145H158ZM163 146H164V144H163ZM2 147H3V146H2ZM18 147H19V145L17 146V149H18ZM43 147H44V146H43ZM108 147H109V146H108ZM110 147H111V146H110ZM164 147H165V146H164ZM9 148H11V147H9ZM19 148H20V147H19ZM25 148H28V147L26 146ZM95 148H96V147H95ZM101 148H102V147H101ZM157 148H160V146L157 147ZM201 148H202V147H201ZM17 149H16L15 151H17ZM21 149H22V148H21ZM30 149H31V148H30ZM109 149H110V148H109ZM161 149H162V148H161ZM164 149H165V148H164ZM179 149H180V148H179ZM8 150H9V149H8ZM13 150H14V148H13ZM13 150H12V151H13ZM19 150H20V149H19ZM19 150H18V152H19ZM23 150H24V148H23ZM23 150H22V151H23ZM98 150H99V149H98ZM102 150H104V149H102ZM157 150H158V149H157ZM9 151H10V150H9ZM24 151H25V150H24ZM44 151H45V148H44ZM87 151H88V150H87ZM91 151H92V150H91ZM99 151H100V150H99ZM104 151H105V150H104ZM10 152H11V151H10ZM25 152H26V151H25ZM25 152H24V154H25ZM33 152H34V151H33ZM89 152H90V150H89ZM89 152H88V153H89ZM101 152H102V151H101ZM139 152H141V151H139ZM143 152H144V151H143ZM7 153H8V151H7ZM14 153H15V152H14ZM90 153H91V152H90ZM145 153H146V152H145ZM15 154H16V153H15ZM18 154H19V156H21L20 153H18ZM18 154H17V155H18ZM33 154H34V153H33ZM42 154L45 155V153H42ZM42 154H40V155H41L40 157H43V158H44V156H43ZM101 154H103V153H101ZM101 154H99L98 156L102 157L103 155H101ZM104 154L106 155V154H108V153H104ZM140 154H142V152H141ZM158 154H159V153H158ZM169 154H170V153H169ZM7 155H8V154H7ZM9 155H10V154H9ZM22 155H23V154H22ZM25 155H26V154H25ZM89 155H90V154H89ZM89 155H88V157H89ZM105 155H104V156H105ZM142 155H143V154H142ZM33 156H34V155H33ZM98 156H97L96 160L98 159ZM106 156H107V155H106ZM106 156H105V157H106ZM136 156H137V155H136ZM143 156H144V155H143ZM8 157H9V156H8ZM25 157H26V156H25ZM29 157H30V156H29ZM95 157H96V156H94V159H95ZM100 157H99V158H100ZM113 157H115V156L113 155L112 158H113ZM158 157H159V156H158ZM179 157H180V155H179ZM19 158H20V157H19ZM19 158H18V156H17V158H16V156H15V155L13 154V152H12L11 157H10V159H11L12 161H11L10 159H7V160H8V165H5L4 167L7 166V167H6V168H7V171H8L9 173L12 174V175H10V176H11V179H10L11 181H10V182L13 183V187H10V189L12 188L10 191H13V194H12V195L14 196V198H13V197H11V198H13L14 200H16V201H15L16 204H18V203L20 204V203H21V209H20V211H18L19 214H18V216H17V218L19 219V221L17 220L16 216H14V215H16V214H14V215H12V216H14L15 219L17 220V222H19L20 224H22L21 222L24 221L23 223H24V225H25L27 221H32L33 218H35V216L33 217V215H34L35 213H37V212L35 211V207H34L33 205H34L35 203H40V202L42 201L41 199H43V198H44V199H47L48 197L45 198V197H46L45 195L48 196L49 193L47 194V191H46V194H44V195L42 194V196H43V198H42V197L40 196V194H37V192H34V193L31 192L30 189L36 187L35 184H37V182H38V180L40 179V176H41V175L39 176V175H34V174H32V172H31V171L29 170V168H28V165H25V162H24V165H25V167H26L27 169H26V168H25V169H21V168H23L24 166L21 164L22 161L20 162V160H22V159L20 158V160H19ZM112 158H111V159H112ZM142 158H143V157H142ZM4 159H5V158H4ZM29 159H30V158H29ZM29 159H28V160H29ZM103 159H104V158H103ZM105 159L107 160L108 158H105ZM136 159H137V157H136ZM144 159H145V158L141 159L140 161H143ZM147 159H148V158H147ZM16 160L18 161V163H15ZM28 160H27V161H28ZM44 160H45V159H44ZM98 160H99V159H98ZM100 160H102V159H100ZM137 160H138V159H137ZM5 161H6V160H5ZM195 161H196V160H195ZM28 162H29V161H28ZM96 162H97V161H96ZM143 162H144V161H143ZM143 162H141V164H143ZM33 163H34V162H33ZM33 163H32V164H33ZM194 163H195V162H194ZM28 164H29V163H28ZM138 164H139V163H138ZM144 164H145V163H144ZM196 164H197V163H196ZM36 165H37V164H36ZM39 165H40V162H39ZM43 165H44V164H43ZM19 166H20L21 168H20ZM31 166H32V165H31ZM31 166H30V167H31ZM39 167H42V166H39ZM31 168H32V169L34 168V171L37 169L36 167H31ZM43 169H44V167H43ZM43 169H42V170H43ZM4 170H5V169H4ZM34 171H33V172H34ZM49 171H50V170H49ZM86 171H88V170H86ZM4 173H5V171H4ZM9 173H7V174H9ZM34 173H35V172H34ZM44 174H46V173H44ZM84 174H85V173H84ZM84 174H83V175H84ZM86 174H88V173L86 172ZM90 175H91V174H90ZM90 175H89L88 177H90ZM5 176H6V175H5ZM10 176H9V178H10ZM29 176H31V178H30ZM254 177H255V176H254ZM7 178H8V177H7ZM9 178L7 179L8 181H9ZM41 179H42V178H41ZM41 179H40V180H41ZM40 180H39V181H40ZM70 180H71V179H70ZM2 182H3V181H2ZM2 182H0V183L2 184ZM72 183H73V182H72ZM6 184H7V183H6ZM47 184H48V183H47ZM49 184H50V182H49ZM49 184H48V187H49V188H47V185H46V187H44V188H46L45 190L50 189ZM76 184H77V183H76ZM7 185H8V184H7ZM71 185H73V184H71ZM9 186H10V185H9ZM77 186H79V187L81 188L80 185L77 184ZM85 186H86V185H85ZM85 186H84V187H85ZM69 187H70V186H69ZM74 187H75V186H74ZM8 188H9V187H8ZM8 188H7V189H8ZM80 188H79V189H80ZM4 189H5V186H4ZM7 189H6V191H7ZM82 189H83V188H82ZM2 190H3V189H2ZM8 190H9V189H8ZM42 190H43V189H42ZM69 190H70V189H69ZM91 190H92V189H91ZM74 191H75V190H74ZM78 191H79V190H78ZM78 191H77V192H78ZM84 191H85V190H84ZM48 192H49V190H48ZM69 192H71V191H69ZM3 193H4V192H3ZM8 193H9V192H8ZM10 193H11V192H10ZM42 193H44V192L42 191ZM72 193H73V192H72ZM4 194H5V193H4ZM4 194H2V195H4ZM52 194H54V193H52ZM5 195H6V194H5ZM12 195H11V196H12ZM54 195H56V200H58L57 205L60 204V202H61V195H62V194H61V191H59L58 194H57V192H56V194H54ZM54 195H53V197H54ZM70 195H71V194H70ZM73 195H74V194H73ZM75 195H76V194H75ZM7 196H8V195H7ZM39 196L41 197V198H40L41 201L39 200ZM67 196H68V195H67ZM78 196H79V195H78ZM6 198H7V197H6ZM11 198H10V199H11ZM67 198H68V197H67ZM78 198H79V197H78ZM80 199H81V198H80ZM80 199H79V200H80ZM68 200H69V199H68ZM68 200L66 201V199H65V200H64V203H65V201L68 202ZM73 200H75V199L73 198ZM10 201H11V200H9V202H10ZM38 201H40V202H38ZM7 202H8V201H7ZM11 202H12V201H11ZM25 202H28V203H25ZM42 202H43V201H42ZM70 202L72 203V201H70ZM79 202H80V201H79ZM45 203H46V202H45ZM76 203H77V202H76ZM76 203H75V204H76ZM65 204H66V203H65ZM65 204H64V205H65ZM69 204H70V203H69ZM69 204L67 203V205H65V206L68 207ZM37 205H39V204H37ZM40 205H43V204L41 203ZM40 205H39V206H40ZM3 206H4V205H3ZM16 206L19 208V205H16ZM26 206H28L29 208H27ZM31 206L34 207V210H33V207H31ZM35 206H36V204H35ZM65 206H64V207H65ZM70 206H71V205H70ZM42 207H43V206H42ZM67 207H66V208H67ZM38 208H39V207H38ZM40 208H41V207H40ZM43 208H44V207H43ZM68 208H70V207H68ZM11 209H12V208H11ZM13 209H14V208H13ZM15 209H16V208H15ZM15 209H14V210H15ZM27 209H28V210H27ZM88 209H89V208H88ZM18 210H19V209H18ZM42 210H43V209H42ZM71 210H72V209H71ZM9 211H11V210H9ZM9 211H8V212H9ZM16 211H17V209H16ZM38 212H39V211H38ZM41 212H42V213H41ZM32 213H34V214L32 215ZM39 213H40V217L38 218V220H37L36 218H35V219H36L37 221L34 219V221L37 222L36 225H35V224H33V225L31 224V225H32V227L35 225V230H34V228H32V230H34V231H33V232H34V240H35V241L38 240V241L40 242V240H41V238H42V234H43V233L45 232V230H46V224H47L46 221H47V220H46V218H45V216H46V211H45V210H44V211H41V210H40ZM27 214H28L29 216H26ZM4 215H5V214H4ZM8 215H9V213H8ZM8 215H7V216H8ZM38 215H39V214H38ZM60 215H61V214H60ZM10 216H11V215H10ZM21 216H22V218H23L22 221L20 220V217H21ZM0 217H2V216H0ZM5 217H6V215H5ZM5 217H4V219H5ZM31 217H32V220H31ZM2 218H3V217H2ZM2 218H1V219H2ZM12 218H13V217H12ZM250 218L253 219V217H250ZM4 219H3L2 221H0V246H2V248L5 247V246H6V247H7V246H10V244L7 245L8 242L10 241V239L7 237V234H8V233H9L8 235H11V234L14 235V236H11V237H15L16 234H17V237H18V234H19V237H22V238H21V241H22V239H24V237L26 238V237L29 236L30 231H29V233H24V229H23V227L20 226L21 228H19V226H18L19 224L17 225V224H14L13 222H10V221H6V220L4 221ZM61 219H62V218H61ZM7 220H8V219H7ZM10 220H12V219L10 218ZM16 220H15V222H16ZM3 221H4V222H3ZM13 221H14V220H13ZM59 221H60V220H59ZM61 222H62V221H61ZM63 222H64V221H63ZM28 223H29V222H28ZM28 223H27V224H28ZM31 223H34V222H31ZM57 223H58V222H57ZM24 225H23V226H24ZM31 225H30V226H31ZM27 226H28V225H27ZM27 226L24 227V228L26 229ZM30 226H29L28 228H30ZM59 227H60V226H59ZM221 227H223V226H221ZM221 227H220V228H221ZM240 227H241V226H239L237 229H236V228H230V231L227 233V235L230 237V243H228V241L224 243V244H226V246L229 247V249H228L227 252L225 253V258H226V260H225V264H244V263H245V264H264V249H263L262 247L259 248V246H255V245H257V242H258V243H261V242H259L260 239L257 238V237H254V236H252V235H250V234H247L248 232L244 233L246 230L243 231V230L240 229ZM50 228H51V227H50ZM249 228H250V227H249ZM21 229H23V232L21 231ZM32 230H31V231H32ZM220 230L225 231V230H227V229H224V227H223V229L221 228ZM26 231H27V230H25V232H26ZM21 232H22L23 234H22ZM4 233L6 234V236L4 235L6 238L2 237ZM197 233H198V232H197ZM215 234H216V232H213V235H214V236H215ZM31 235H32V233H31ZM31 235L28 237V239L32 237ZM246 235H247V236H246ZM45 236H46V235H45ZM47 236H49V234H48ZM9 237H10V236H9ZM19 237H18V238H19ZM49 237H50V236H49ZM49 237H48V238H49ZM199 237H200V238H199ZM18 238H17V239H18ZM45 238H46V237H45ZM198 238H199L198 240H193V241H191L192 243H190V244L185 243V244H186V247H185V248H188V249H189V248L193 247V248H195V249H198L199 252H201V250H203V248H204V250H203V252H204V256H205L206 259H208L207 257H208V256H212V255H211V254H208L209 250H208V248L206 247V244H203V242L208 240L209 235L206 234V236H204V235H202V234H199V235H198ZM26 239H27V238H26ZM202 239H203L204 241H202ZM29 240H32V238L29 239ZM51 240H52V239H51ZM15 241H16V240H15ZM19 241H20V240H19ZM17 242H18V240H17ZM17 242H16V243H17ZM22 243H23V241H22ZM18 244H19V243H18ZM27 244H28V243H27ZM27 244H26V245H27ZM185 244H184V245H185ZM229 244H230V245H229ZM22 245H23V244H22ZM28 245H29V244H28ZM30 245H31V244H30ZM39 245H40V244H39ZM34 246H35V245H34ZM37 246H38V245H36V247H37ZM36 247H35V248H36ZM18 248H19V247H18ZM30 248H31V247H30ZM30 248H29V250H30ZM38 248H39V246H38ZM33 249H34V247H33ZM188 249H187V250H188ZM34 250H35V249H34ZM37 250H38V249H37ZM37 250H35V251H37ZM178 251H179V250H178ZM185 251H186V250H185ZM171 252H172V250H171ZM166 255H167V254H166ZM172 256H174V255H172ZM242 257H245V258H246V260H244L245 262L242 261V260H243ZM37 258H38V257H37ZM173 258H175V257H173ZM174 260H175V259H174ZM194 262H196V261L194 260ZM174 263H175V262H174ZM43 264H49V263L43 261Z\"/></svg>", "mask_w": 264, "mask_h": 264}]
</instances>
